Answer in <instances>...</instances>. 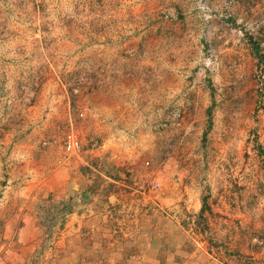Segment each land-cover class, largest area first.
Returning a JSON list of instances; mask_svg holds the SVG:
<instances>
[{
  "label": "rangeland",
  "instance_id": "rangeland-1",
  "mask_svg": "<svg viewBox=\"0 0 264 264\" xmlns=\"http://www.w3.org/2000/svg\"><path fill=\"white\" fill-rule=\"evenodd\" d=\"M0 264H264V0H0Z\"/></svg>",
  "mask_w": 264,
  "mask_h": 264
},
{
  "label": "built area",
  "instance_id": "built-area-1",
  "mask_svg": "<svg viewBox=\"0 0 264 264\" xmlns=\"http://www.w3.org/2000/svg\"><path fill=\"white\" fill-rule=\"evenodd\" d=\"M63 146H64V152L66 155H73V154H77L80 152L81 142L79 138L73 132H69L65 136Z\"/></svg>",
  "mask_w": 264,
  "mask_h": 264
},
{
  "label": "crops",
  "instance_id": "crops-1",
  "mask_svg": "<svg viewBox=\"0 0 264 264\" xmlns=\"http://www.w3.org/2000/svg\"><path fill=\"white\" fill-rule=\"evenodd\" d=\"M92 220H93L92 218L88 217L87 219L84 220V224L85 225H90L92 223ZM70 247H71L70 250H72L74 246L70 245Z\"/></svg>",
  "mask_w": 264,
  "mask_h": 264
}]
</instances>
